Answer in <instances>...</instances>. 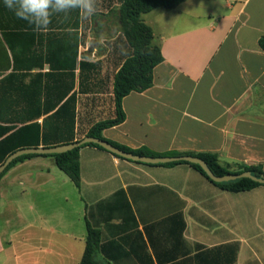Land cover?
<instances>
[{
	"label": "crops",
	"instance_id": "1",
	"mask_svg": "<svg viewBox=\"0 0 264 264\" xmlns=\"http://www.w3.org/2000/svg\"><path fill=\"white\" fill-rule=\"evenodd\" d=\"M120 3L96 0L93 15L54 14L38 30L0 0V161L77 142L115 118L114 76L131 55ZM141 19L163 61L102 138L264 167V0H181ZM78 160L79 187L51 156L0 177V264H79L88 226L98 264H264V186L233 193L189 165L93 146Z\"/></svg>",
	"mask_w": 264,
	"mask_h": 264
},
{
	"label": "trees",
	"instance_id": "2",
	"mask_svg": "<svg viewBox=\"0 0 264 264\" xmlns=\"http://www.w3.org/2000/svg\"><path fill=\"white\" fill-rule=\"evenodd\" d=\"M181 0H120V21L121 29L128 44L131 48V55L124 61L118 72L114 76L113 80V98L115 105V118L95 124L87 136L102 139L101 132L109 127L116 126L122 123L125 119V114L122 109V99L131 92H142L152 86L153 81V69L156 65L163 61L161 51L158 46L153 43V34L151 28L146 25L142 19V14L148 13L151 10L163 7L171 8L174 7ZM107 141V140H105ZM113 146L136 155L162 157V156H177L178 153H167V154H156L149 152L146 149L131 150L124 146L118 145L114 142L107 141ZM82 146H93L98 149L105 150L104 148L96 144H84ZM74 148L73 150L51 155H37V154H26L21 155L14 160L5 168L0 174V177L7 171L12 165L20 162L24 159L31 158L34 156H51L54 158L56 167L62 171L76 187L80 184V171H79V160L78 151L82 147ZM108 152V151H107ZM110 153V152H109ZM112 154V153H111ZM113 156L123 159L119 156L112 154ZM204 160L214 175L223 176L227 174H238L241 172L248 171L254 177L264 178V167L260 165L256 166H237L234 170L228 165H221L218 161L217 155L215 154H196L193 155ZM5 158L0 161L3 163ZM176 164H186L195 169L200 173L206 180L210 181L220 189L238 193L251 190L258 186H264L247 178L237 179L230 182L217 183L210 180L204 171L197 164L188 162H171L166 164H157L164 166H171ZM99 242L98 231L88 226L86 245L84 253L79 264H98L93 254Z\"/></svg>",
	"mask_w": 264,
	"mask_h": 264
},
{
	"label": "water",
	"instance_id": "3",
	"mask_svg": "<svg viewBox=\"0 0 264 264\" xmlns=\"http://www.w3.org/2000/svg\"><path fill=\"white\" fill-rule=\"evenodd\" d=\"M84 144H96L108 152L119 156L123 159L134 161V162H140V163H146V164H166L171 162H188L192 164H197L200 166V168L204 171V173L207 175V177L212 180L213 182L222 183V182H230L235 181L237 179L241 178H247L252 181H255L259 184H264V178H257L254 177L250 172L245 171L238 174H227L223 176H217L212 173V171L207 166L206 162L202 160L199 157L193 156V155H179V156H162V157H152V156H144V155H136L131 152L123 151L109 142L98 139L91 136H85L81 140L77 142H72L65 145L55 146V147H48V148H31V149H22L18 150L12 154H10L4 162L0 165V174L5 170V168L11 163L12 160L15 158L26 155V154H37V155H51V154H59L64 153L70 150H73L74 148H78Z\"/></svg>",
	"mask_w": 264,
	"mask_h": 264
},
{
	"label": "clouds",
	"instance_id": "4",
	"mask_svg": "<svg viewBox=\"0 0 264 264\" xmlns=\"http://www.w3.org/2000/svg\"><path fill=\"white\" fill-rule=\"evenodd\" d=\"M4 3L18 18L34 24L38 30L47 28L54 14L78 10L81 16L88 17L96 11V0H4Z\"/></svg>",
	"mask_w": 264,
	"mask_h": 264
}]
</instances>
